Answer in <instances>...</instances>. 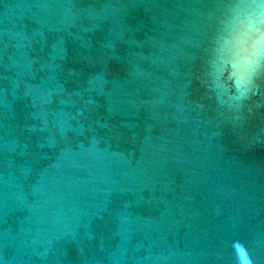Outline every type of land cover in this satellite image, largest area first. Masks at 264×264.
Wrapping results in <instances>:
<instances>
[{"label":"water","instance_id":"water-1","mask_svg":"<svg viewBox=\"0 0 264 264\" xmlns=\"http://www.w3.org/2000/svg\"><path fill=\"white\" fill-rule=\"evenodd\" d=\"M264 264L262 0H0V264Z\"/></svg>","mask_w":264,"mask_h":264},{"label":"clouds","instance_id":"clouds-1","mask_svg":"<svg viewBox=\"0 0 264 264\" xmlns=\"http://www.w3.org/2000/svg\"><path fill=\"white\" fill-rule=\"evenodd\" d=\"M264 2V0H262ZM234 248L237 251V264H249L246 254H244L238 245H234Z\"/></svg>","mask_w":264,"mask_h":264}]
</instances>
